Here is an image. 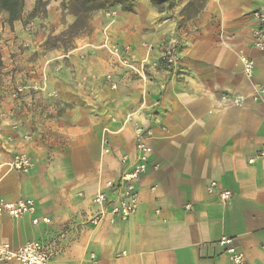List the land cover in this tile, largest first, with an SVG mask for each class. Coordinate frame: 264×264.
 Masks as SVG:
<instances>
[{"label": "crops", "instance_id": "1", "mask_svg": "<svg viewBox=\"0 0 264 264\" xmlns=\"http://www.w3.org/2000/svg\"><path fill=\"white\" fill-rule=\"evenodd\" d=\"M149 2L135 13H119L123 25L112 41L131 45L135 60L148 57L146 78L118 66L101 42L88 45L100 54L90 56L94 66L77 79L92 77L94 88L85 94L78 82L77 105L50 123L61 126V139H43L36 126L49 123L29 111L36 108L35 92L24 86L18 94L24 97H13L21 86L8 80L12 72L0 71V111L12 113L0 120V198L33 199L35 215L49 219L35 225L31 215H4L0 239L13 247L32 240L53 244L51 264H233L216 244L231 236L244 264H264V156L249 162L264 149V51L251 42L252 11L264 7V0H206L182 24ZM1 29L11 32L12 25L0 23ZM175 37L181 62L170 71L158 58ZM241 54L255 61L251 76ZM63 85L60 99L70 102L69 79ZM88 95L90 103L80 100ZM128 114L154 135L150 166L137 181L139 206L126 222L92 226L94 193L119 178L122 157L135 159L134 127L124 123ZM17 151L33 157L29 172L7 165ZM212 181L217 186L208 191ZM223 189L233 192L228 202L219 197Z\"/></svg>", "mask_w": 264, "mask_h": 264}, {"label": "rangeland", "instance_id": "2", "mask_svg": "<svg viewBox=\"0 0 264 264\" xmlns=\"http://www.w3.org/2000/svg\"><path fill=\"white\" fill-rule=\"evenodd\" d=\"M149 1L156 11L164 12L166 16L182 24L197 16L206 0ZM126 3H133L132 11L123 10L116 0H24L21 17L12 23V33L0 30V43H4L0 45V71H6L7 74L12 72L8 80L15 87L19 85L23 87V91L24 86H28L35 92L36 108L30 107L29 111L37 120L45 119L49 123L36 126L41 129L46 141L62 138L63 133L59 131L61 126L56 127L50 123L62 121L67 107L77 105L78 82L83 84L85 94H91L94 88L92 77L90 80L86 78L84 82V78L77 79L78 72L85 76L94 66L89 60L90 56L100 54L96 50L93 52V48L88 45L101 42L100 46L105 39L112 42L115 30L123 25L117 22L119 13H135L144 4V0H126ZM5 15L6 12L0 14L3 26L8 22ZM9 41L12 43L9 44ZM4 45L8 47L7 51L3 50ZM123 45L132 49L129 44ZM14 46H17V50H12ZM64 55L69 57H62ZM16 56L17 64L14 60ZM16 72L20 75L18 78L15 77ZM60 75L67 79L65 82L69 79L71 83L70 102L65 103L60 99L59 93L65 83L60 81ZM1 97L0 95V99ZM21 97L24 96L18 95L16 98ZM88 98L89 95L87 98L81 96L80 100L88 104Z\"/></svg>", "mask_w": 264, "mask_h": 264}, {"label": "built area", "instance_id": "3", "mask_svg": "<svg viewBox=\"0 0 264 264\" xmlns=\"http://www.w3.org/2000/svg\"><path fill=\"white\" fill-rule=\"evenodd\" d=\"M252 17L255 22V27L251 32L252 46L260 51H264V7L257 8L252 11ZM181 41L178 37L170 39L162 48L158 58L159 64L163 65L167 70L176 71L181 62L180 57ZM101 47L106 49L108 53L116 59L118 66L127 69L128 72L146 78V68L149 64L148 57L142 60H135L131 53V49L127 45L112 43L109 39H105ZM240 60L243 64L244 73L247 76L253 74L255 61L245 55H240ZM110 82L112 89L118 87L117 81L114 80L113 74L109 73L106 76ZM23 87H18L13 92V97H17ZM261 93H264V88H261ZM236 102L239 99H235ZM10 111H0V120L7 118ZM125 124L131 123L134 127V142L136 155L133 162H127V157H122L123 168L117 180L107 181L103 187L96 190L93 195V203L96 206L95 213L88 219L92 226H99L103 221L107 220L112 224L118 222H126L136 212L140 194L137 188V181L150 166V157L153 152L152 139L154 138L151 127L142 125L136 120L133 114H128L125 119ZM0 122V132H1ZM103 145H107V139L102 140ZM108 149L106 148V151ZM264 156V149H260L257 153L249 158V162L253 163L257 157ZM7 165L14 170L22 173H27L33 166V157L27 151H17ZM217 186L216 181H212L207 189L213 191ZM154 189V188H153ZM83 195V193H79ZM219 197L223 202H228L233 197V192L230 189H223L219 192ZM190 209L192 206H185ZM36 203L33 199H18L8 201L0 198V219L4 215L10 217H20L23 215H31L32 223L37 225L40 222H48V217L36 216ZM222 247L233 264H244L245 255L235 243L234 237L224 236L216 242ZM56 253V247L53 244L45 243L40 240L28 241L20 246L13 247L8 241L0 239V264H51L52 257ZM95 263L94 255H91Z\"/></svg>", "mask_w": 264, "mask_h": 264}, {"label": "trees", "instance_id": "4", "mask_svg": "<svg viewBox=\"0 0 264 264\" xmlns=\"http://www.w3.org/2000/svg\"><path fill=\"white\" fill-rule=\"evenodd\" d=\"M151 1L153 3L160 2V0ZM116 3H120L125 11H132L133 3H126V0H116ZM23 6L24 0H0V14L6 12L8 14V23L12 25L14 21L21 17Z\"/></svg>", "mask_w": 264, "mask_h": 264}]
</instances>
